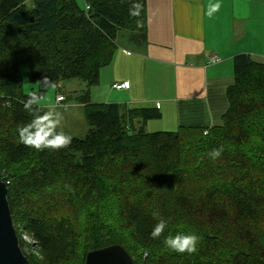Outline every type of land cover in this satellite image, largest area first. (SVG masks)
Listing matches in <instances>:
<instances>
[{"label": "trees", "instance_id": "1", "mask_svg": "<svg viewBox=\"0 0 264 264\" xmlns=\"http://www.w3.org/2000/svg\"><path fill=\"white\" fill-rule=\"evenodd\" d=\"M83 1L0 0V176L23 253L31 264H86L90 251L118 244L135 264H264L217 227L196 223L204 216L225 223L224 210L213 205L228 201L232 225L264 237L253 224L264 222V63L235 57L220 125L148 132V122L162 118L158 107L93 103L90 89L123 41H147V0ZM135 2L140 15L131 17ZM22 66L40 99L63 81L86 82L77 97L89 129L84 138L57 130L71 137L59 150L19 141L18 129L33 119L24 109ZM60 96L58 106L66 102ZM160 219L167 227L152 238ZM192 228L205 235L204 254L175 253L163 243ZM22 234L34 241L36 256L25 252Z\"/></svg>", "mask_w": 264, "mask_h": 264}, {"label": "crops", "instance_id": "2", "mask_svg": "<svg viewBox=\"0 0 264 264\" xmlns=\"http://www.w3.org/2000/svg\"><path fill=\"white\" fill-rule=\"evenodd\" d=\"M216 2L220 10L209 17ZM147 13V41L120 44L91 90L93 103L158 107L178 129L220 125L235 57L264 63V0H147ZM123 82L130 88H112Z\"/></svg>", "mask_w": 264, "mask_h": 264}, {"label": "rangeland", "instance_id": "3", "mask_svg": "<svg viewBox=\"0 0 264 264\" xmlns=\"http://www.w3.org/2000/svg\"><path fill=\"white\" fill-rule=\"evenodd\" d=\"M81 6H83V0H76ZM20 75L23 79V91L25 95L30 94L36 90H38V84L34 83L30 80V68L28 66H22L20 68ZM98 86V85H97ZM94 87L90 89L93 90ZM99 87V86H98ZM88 88L86 82H83L79 79H72L63 81L58 88L52 87L44 97H42L38 105L45 107L47 111H57L61 113L60 124L56 130H65L72 137L84 138L86 136V130L88 129L87 122L85 120L84 113L82 109L79 107V103L77 97L82 94ZM63 95L66 98V102L60 103V106L57 105L58 96ZM94 102V101H92ZM107 103V102H103ZM162 113V112H161ZM163 114V113H162ZM174 117L171 113L169 115H164V118L159 120H152L146 125V130L148 132H165V131H176L178 130V125H176V120L172 119ZM34 200L37 201V197L33 196ZM45 198V197H44ZM43 200L45 201L46 199ZM32 203L33 200L31 199ZM213 208L217 211L224 210L227 221L222 223L221 220L216 216L202 217L204 221L197 220L196 223L200 229L209 228L213 230V227H217L218 231L222 233L223 239L229 238L234 241H239V245L241 247H246V251L257 255L264 256V237H260L256 232L252 231L250 226H246L244 232H241L240 228L237 227V224L232 225V208L228 201L223 204V208L214 206ZM254 224V228L263 229L264 231V222L262 225ZM263 227V228H262ZM251 231V232H250ZM178 233L184 234H196L200 237V240L197 244V251L195 252L198 255H202L205 253L203 247H201L200 243H203L205 240V235L200 233L199 230L192 228L185 232H175L174 236ZM34 243V241L32 240ZM29 244L25 241V252H29V254L37 255L34 250V245ZM172 251V250H171ZM238 252H242V249L238 248ZM174 252V251H173ZM177 253V252H175ZM179 254H189L179 253ZM39 256V255H38Z\"/></svg>", "mask_w": 264, "mask_h": 264}, {"label": "clouds", "instance_id": "4", "mask_svg": "<svg viewBox=\"0 0 264 264\" xmlns=\"http://www.w3.org/2000/svg\"><path fill=\"white\" fill-rule=\"evenodd\" d=\"M220 3L216 2L209 5L208 16L211 17L214 13L220 10ZM141 5L138 2L132 4L129 8V16L138 17L140 15ZM45 78L44 81H46ZM40 100L38 92L29 94L28 99L24 102V109L32 112L33 119L30 123L18 129L19 141L25 146L35 149H55L59 150L71 143V137L65 135L62 131L56 129L60 124L61 113L57 111H48L43 115H39L34 108ZM223 152V147L213 150L209 155L212 160L218 159ZM167 227V222L160 219L151 232L152 238H159L164 233ZM23 236V234H22ZM200 237L196 234L178 233L175 236H167L163 243L170 250L177 253H195Z\"/></svg>", "mask_w": 264, "mask_h": 264}, {"label": "water", "instance_id": "5", "mask_svg": "<svg viewBox=\"0 0 264 264\" xmlns=\"http://www.w3.org/2000/svg\"><path fill=\"white\" fill-rule=\"evenodd\" d=\"M9 188L0 176V264H31L23 253L8 201ZM86 264H135L121 245L90 251Z\"/></svg>", "mask_w": 264, "mask_h": 264}, {"label": "built area", "instance_id": "6", "mask_svg": "<svg viewBox=\"0 0 264 264\" xmlns=\"http://www.w3.org/2000/svg\"><path fill=\"white\" fill-rule=\"evenodd\" d=\"M86 9H89V6L85 7ZM219 61V58L217 56L212 57V63H217ZM264 69V68H263ZM112 88L115 90H127L130 88V84L128 82L123 83H113ZM64 100L63 97H58V101ZM207 134V133H206ZM23 240L28 242L29 244H32V240L27 235L23 234Z\"/></svg>", "mask_w": 264, "mask_h": 264}]
</instances>
